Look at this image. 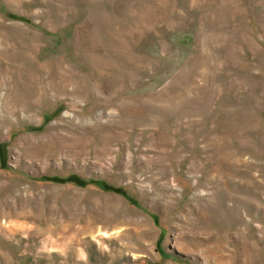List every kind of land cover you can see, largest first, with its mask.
<instances>
[{"label": "rangeland", "instance_id": "374dc122", "mask_svg": "<svg viewBox=\"0 0 264 264\" xmlns=\"http://www.w3.org/2000/svg\"><path fill=\"white\" fill-rule=\"evenodd\" d=\"M0 264H264V0H0Z\"/></svg>", "mask_w": 264, "mask_h": 264}, {"label": "bare ground", "instance_id": "6f19581e", "mask_svg": "<svg viewBox=\"0 0 264 264\" xmlns=\"http://www.w3.org/2000/svg\"><path fill=\"white\" fill-rule=\"evenodd\" d=\"M78 228V227H77ZM83 230V229H82Z\"/></svg>", "mask_w": 264, "mask_h": 264}]
</instances>
